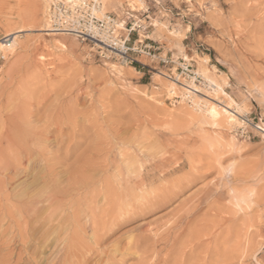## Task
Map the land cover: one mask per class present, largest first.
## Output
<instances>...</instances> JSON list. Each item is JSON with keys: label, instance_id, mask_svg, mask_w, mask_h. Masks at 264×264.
I'll list each match as a JSON object with an SVG mask.
<instances>
[{"label": "rangeland", "instance_id": "374dc122", "mask_svg": "<svg viewBox=\"0 0 264 264\" xmlns=\"http://www.w3.org/2000/svg\"><path fill=\"white\" fill-rule=\"evenodd\" d=\"M46 10V0H0V264H53L63 255L58 249L67 251L72 243L73 255L86 251L92 256L89 264H264V0H101L96 15L115 19L118 36L137 49L135 65L102 60L92 43L41 30ZM12 32L18 37L7 48L5 39ZM177 81L198 91L187 92ZM210 103L228 104L237 121L216 122L208 115ZM7 134L13 138V156ZM126 144L141 159L148 153L171 162L161 167L162 180L143 188L128 184L124 172L113 177L112 170L106 174L96 166L87 173L91 183L74 186L70 172L76 164H119ZM198 157L201 165L193 163L201 170L190 171V161ZM5 160L14 169L20 165L14 171L18 175L3 171ZM176 161L188 169L167 175ZM185 172L202 177L169 203L140 213L135 204L144 205L146 195L160 194L172 176ZM107 180L117 193L109 191ZM190 204L197 205V216L187 227L179 224L168 231L176 213L183 214ZM93 228L107 232L97 246ZM181 228L185 232L178 238ZM221 229L226 234L215 238ZM214 248H224L226 256L209 255ZM73 260L70 255L62 263Z\"/></svg>", "mask_w": 264, "mask_h": 264}, {"label": "bare ground", "instance_id": "6f19581e", "mask_svg": "<svg viewBox=\"0 0 264 264\" xmlns=\"http://www.w3.org/2000/svg\"><path fill=\"white\" fill-rule=\"evenodd\" d=\"M101 9V8H100ZM98 12V11H97ZM99 12H101V10H99ZM30 13V12H29ZM29 13H28V15H29ZM31 13H35V11L34 12H31ZM37 13V12H36ZM26 14V13H25ZM23 15V14H22ZM34 15V14H33ZM26 16V15H25ZM35 16V15H34ZM24 17V16H23ZM22 17V18H23ZM29 17H31V18H33V16H29ZM36 18V17H35ZM24 19V21L25 20H27L28 19V17H27V19H26V17L25 18H23ZM36 20H37V18H36ZM28 21V20H27ZM27 21L26 22H24V24L25 23H27ZM33 20H31V22H32ZM34 21H35V19H34ZM33 21V22H34ZM29 24H31V23H29ZM34 24H35V22H34ZM37 25V24H36ZM36 25H34V26H36ZM34 26H32L31 25V27L32 28H34ZM25 28H28V27H25ZM23 30V29H22ZM41 30H43V31H45V32H47L48 34H51V31H50V29L48 28V25L46 24V25H44V28H42ZM21 32V31H20ZM18 32H12V33H10L9 34V36H11V40H13V42H15L16 41V39H17V37H18V34H17ZM53 34V33H52ZM16 43V42H15ZM14 45V44H13ZM4 46V45H3ZM63 46V45H62ZM178 82V81H177ZM176 82V83H177ZM170 83V82H169ZM178 84H180L181 86H183L184 88H186V90H187V92H193V91H198L196 88H192L191 86H189L188 84H185V83H182V82H178ZM172 91V90H171ZM222 93V92H221ZM191 94V93H190ZM194 94V93H193ZM224 95V94H223ZM197 96V95H196ZM197 98V97H196ZM219 99V98H218ZM220 100V99H219ZM221 101V100H220ZM210 102V101H209ZM222 102V101H221ZM221 102L219 103V104H221ZM213 103H215V102H213ZM213 103H210L209 105H208V108H207V111H208V115H210L211 116V118L212 119H214L216 122H218V121H220V122H222L224 119L225 120H227L228 122H235V121H237V117L233 114L234 112H230L229 111V106H227V105H224L223 107H219V106H217V105H215V104H213ZM223 105V103L220 105V106H222ZM231 106V105H230ZM221 108H223L226 112H222L223 111V109H222V111H221ZM15 113V112H14ZM37 113V112H36ZM32 114V113H31ZM34 115H35V113H33ZM32 114V115H33ZM27 115V114H26ZM67 115V114H66ZM52 116V115H51ZM11 117V116H10ZM45 117V116H44ZM66 117H68V116H66ZM13 118V117H12ZM48 118V117H47ZM56 118V117H55ZM46 119V118H45ZM72 119V118H71ZM70 118H68V120H71ZM56 120V119H55ZM65 120V119H64ZM10 121V120H9ZM47 121V120H46ZM45 121V122H46ZM73 121V120H72ZM50 122V121H49ZM53 122H55V121H53ZM53 122H52V124H53ZM57 122H58V120L56 121V124H57ZM62 122V121H61ZM47 123V122H46ZM60 124V123H59ZM63 124V123H62ZM48 125V124H47ZM51 125V124H50ZM50 125H48V127L50 126ZM70 125H72V124H70ZM9 125H7V127H8ZM55 126H57V125H54V127ZM59 126V125H58ZM61 127H63V126H60V128ZM9 128V127H8ZM56 128V127H55ZM58 129V130H61V129ZM64 128V127H63ZM74 128V127H73ZM28 129V128H27ZM42 129V128H41ZM4 130V129H3ZM38 130L39 129H37L36 131L38 132ZM41 131V130H40ZM39 131V132H40ZM43 131V130H42ZM7 132V131H6ZM27 132H29V131H27ZM32 132V131H31ZM33 132H34V130H33ZM32 132V133H33ZM61 132V131H60ZM63 132V131H62ZM61 132V133H62ZM138 133H141V131H137ZM13 133V132H12ZM128 133V132H127ZM126 133V134H127ZM138 133H136L135 135L137 136V134ZM144 133H146L145 131H144ZM2 134V133H1ZM26 134V133H25ZM36 134V133H35ZM35 134H34V137H36L35 136ZM38 134H41V133H38ZM42 134H44V135H46L44 132L42 133ZM63 134V133H62ZM133 134V133H132ZM147 134V133H146ZM145 134V135H146ZM37 135V134H36ZM43 135V136H44ZM48 135V134H47ZM142 135H143V133H142ZM148 136H149V134H147ZM6 136V138H8L7 140H8V143L11 145V147L9 148V150H8V154L10 155V156H13V155H15L16 154V152H15V148H13L14 146H13V138H12V136L11 135H9V134H7V135H5ZM40 136L41 135H37V137H39L40 138ZM58 136V135H57ZM128 136V135H127ZM140 136H141V134H140ZM4 137V136H3ZM28 138H30L29 136H27ZM33 137V136H32ZM33 137V138H34ZM42 137V136H41ZM45 137V136H44ZM49 137V136H48ZM59 137H60V135H59ZM57 138V139H60V138ZM63 137L65 138V136H64V134H63ZM68 139H69V137L68 136H66ZM74 137V136H73ZM133 137V136H132ZM142 137H145V136H142ZM141 137V138H142ZM38 138V139H39ZM62 138V137H61ZM63 138V139H64ZM134 138V137H133ZM137 138V137H136ZM41 139V138H40ZM45 140H47L46 139V137L44 138ZM135 139V138H134ZM139 139V138H138ZM137 139V140H138ZM148 138L146 137V140H147ZM27 140V139H26ZM25 139H24V141H26ZM41 140H43V137H42V139ZM61 141H62V139H60ZM74 140H76V139H74ZM143 140L145 141V139L143 138ZM20 141V140H19ZM23 141V140H22ZM32 141V139L30 140V142ZM64 141V140H63ZM62 141V142H63ZM126 141H128V140H126ZM125 141V142H126ZM140 140H138V142H139ZM28 143H29V141H27ZM60 142V141H59ZM128 142H131V140H129ZM133 142H135V141H133ZM138 142H136V143H138ZM141 143H142V141H140ZM19 143V142H18ZM24 143V142H23ZM26 143V142H25ZM27 143V144H28ZM57 143H58V141H57ZM75 143H79V142H75ZM127 143V142H126ZM0 144H1V142H0ZM5 144H7V142L5 143ZM128 144V143H127ZM124 145L123 147H122V149H120V152H121V162L119 163V164H113V162L114 161H112V163L111 162H109V161H106V160H104V161H102L101 162V164H100V161H99V164H98V162L97 163H95V162H90V161H83L82 160V162L80 163H78V164H76L77 166H75V170H72V172H70L71 173V176H72V178H73V184H74V186L75 185H78V186H85V184H89V183H91L92 182V177H90V176H88L87 175V173L89 172V170H91V169H93L94 167H96L97 166V168L98 167H101V169L103 168L104 169V171H106V174H107V172L108 171H110V170H112V171H110L111 173H109V175L111 174V176H113V177H117V176H120L123 172H124V174L127 176V178H126V182H128V184L130 183L131 184V182H133L134 184H137V186H139V187H143L144 188V186H147V184H149V183H152L153 181H155V180H159V179H161V176H160V170H161V167L163 168V167H165V164L164 163H166V162H164V160L163 159H159V160H157L156 159V157H154L152 154H146L145 156H147V160L146 159H141L139 156H137L136 155V153L135 154H132V152H131V148L128 146V145ZM135 144V143H134ZM146 144V143H145ZM18 145V144H17ZM59 145V144H58ZM74 145H76V144H74ZM137 145H139V144H137ZM1 146V145H0ZM13 146V147H12ZM21 146V145H20ZM77 146H78V144H77ZM139 146H141V144L139 145ZM150 146V148H151V144L149 145ZM9 147V146H8ZM16 147V146H15ZM45 147V146H44ZM142 147V146H141ZM43 148V147H42ZM61 148V147H60ZM73 148H75V147H73ZM121 148V147H120ZM137 148H138V146H137ZM148 148V147H147ZM147 148H145V151H146V149ZM167 148V147H166ZM165 148V149H166ZM20 149V148H19ZM40 149H41V147H40ZM44 149V148H43ZM46 149H47V147H46ZM149 149V148H148ZM154 149V148H153ZM28 150V149H27ZM109 150V149H108ZM137 150V149H136ZM155 150V149H154ZM194 150V149H193ZM201 150V149H200ZM39 151H41V150H39ZM43 151V150H42ZM42 151L41 152H39V153H42ZM59 151V150H58ZM71 151V150H70ZM144 151V152H145ZM23 152V151H22ZM46 152V151H45ZM72 152V151H71ZM136 152H138V151H136ZM143 152V151H142ZM143 152V153H144ZM151 152V151H150ZM153 152H155L154 154H156V152L157 151H153L152 150V153ZM163 152V151H162ZM188 152V151H187ZM193 152V151H192ZM195 152V151H194ZM3 149L1 148L0 149V155H2L3 156ZM20 153V152H19ZM30 153H31V150H30ZM38 153V152H37ZM70 153V152H69ZM73 153V152H72ZM142 153V154H143ZM166 153V152H165ZM198 153V152H197ZM7 154V153H6ZM5 154V155H6ZM26 154H28V156H26ZM44 154V153H43ZM42 154V155H43ZM61 154V153H60ZM163 154V153H162ZM190 154H191V150H190ZM30 154H29V152H25V156L26 157H30L29 156ZM56 155V154H55ZM58 155H59V153H58ZM139 155V154H138ZM164 155H166V154H164ZM188 155H189V152H188ZM70 155L69 154H66L65 155V157H69ZM158 156V155H157ZM185 156V155H184ZM191 156V155H190ZM198 156H200V155H198ZM23 157V156H22ZM63 157V156H62ZM107 157H109L108 155H107ZM162 157V156H161ZM187 157V156H186ZM196 157H197V155H196ZM4 158V157H3ZM57 158H59V157H57ZM61 158V157H60ZM110 158V157H109ZM109 158H108V160H109ZM17 159V158H16ZM23 159V158H22ZM22 159H20V161H22V164H23V161L24 160H22ZM104 159V158H103ZM107 159V158H106ZM185 159V158H184ZM189 159V158H188ZM202 158L201 157H198L197 159H195V158H193L192 159V161H190V167H188L189 169H190V171H193V169H195V167H196V170H197V167H200V166H195L194 165V163H193V161L194 162H198L197 164H200L201 163V160ZM27 160H29V158L27 159ZM26 160V161H27ZM66 160V159H65ZM64 160V157H63V161H65ZM90 160V159H89ZM182 160V159H181ZM190 160V159H189ZM188 160V161H189ZM6 161V160H5ZM8 161V160H7ZM6 161V164H5V166L4 167H2V169H3V171L5 170V171H7L8 173V175L10 174V176L9 177H11V173L12 172H14V171H18L19 172V170L17 169V168H19L20 167V165L19 166H17V168H15V169H17V170H15L14 169V167L13 166H8L9 164H8V162ZM29 161H31V160H29ZM81 161V160H80ZM187 161V162H188ZM18 162V161H17ZM16 162V163H17ZM28 162V161H27ZM67 162V161H66ZM75 162V161H74ZM117 162V161H116ZM12 163V162H11ZM57 163H60V162H57ZM56 163V164H57ZM77 163V162H76ZM168 163H171V162H167L166 164H168ZM15 164V163H14ZM21 164V163H20ZM26 164V163H25ZM55 164V165H56ZM164 164V165H163ZM175 164H177V166H175V167H171L172 169H170L167 173H165V174H167V175H174V174H176L177 173V175H178V173L179 172H182V170H185V169H188V168H185V166H186V163L184 162V161H182V162H178V161H176L175 162ZM24 165V164H23ZM23 165H22V167H23ZM75 165V164H74ZM169 165V164H168ZM201 165V164H200ZM206 165V164H205ZM208 165V164H207ZM209 166H210V164H209ZM208 166V167H209ZM16 167V166H15ZM28 167V166H27ZM48 167V166H47ZM53 167V166H52ZM61 167V166H60ZM64 167V166H63ZM202 167H203V165H202ZM21 168V167H20ZM26 168V167H25ZM45 168H46V166H45ZM96 168V169H97ZM167 168V167H166ZM165 168V169H166ZM185 168V169H184ZM210 168V167H209ZM209 168H207V169H209ZM54 169V168H53ZM52 169V170H53ZM192 169V170H191ZM198 169H200V168H198ZM47 170H48V168H47ZM62 170V169H61ZM64 170V169H63ZM62 170V171H63ZM201 170V169H200ZM200 170H197V171H200ZM23 171V170H22ZM51 171V170H50ZM50 171H48V172H50ZM61 171V172H62ZM66 171V170H65ZM71 171V170H70ZM101 171V170H100ZM161 171H163V170H161ZM21 172V171H20ZM64 172V171H63ZM94 172V171H93ZM15 173V172H14ZM22 173V172H21ZM67 173H68V171H67ZM70 173H68V175L70 174ZM96 173H97V171H96ZM95 173V174H96ZM186 173V172H185ZM190 174H187L186 173V175H184V173H183V177H180L179 176V178H177V179H172V177L170 178L172 181H170L169 179H167L166 177V179L165 180H169L168 182H167V185L165 184H163L162 186H163V188H161V190H160V194H158L157 193V191H156V193L157 194H155V195H146L147 197H145V195L143 196V193H141L142 194V197L144 198L145 197V199H146V203L144 204V205H141V206H138V205H140L139 203H138V205L137 204H135L139 209H140V213H142V215H143V213H145V212H147V211H151V210H153L154 208H157L158 206H161V205H164V204H167V203H169L170 201H171V199H172V197H174V196H178V194L185 188V187H188L195 179H198V178H201L202 176L201 175H198L197 176V173H196V175L195 174H193V172H189ZM192 173V174H191ZM0 174H1V172H0ZM17 174V172L14 174V175H16ZM19 174V173H18ZM17 174V175H18ZM94 174V173H93ZM104 174H105V172H104ZM7 175V176H8ZM46 175H47V173H46ZM51 175H52V172H51ZM53 175H54V172H53ZM108 175V176H109ZM125 175H124V177H125ZM166 175V176H167ZM6 176V177H7ZM48 176V178H49V175H47ZM110 176V178H112ZM163 176H164V174H163ZM163 176H162V178H163ZM9 177H7V178H9ZM13 177H15V176H13ZM53 177V176H52ZM101 177H102V175H101ZM168 177V176H167ZM170 177V176H169ZM46 178V177H45ZM97 178V177H96ZM99 178V177H98ZM110 178L108 177V180L110 181ZM118 178H120V177H118ZM174 178V177H173ZM12 179H14V178H12ZM47 179V178H46ZM68 179H70V178H68ZM95 179V178H94ZM101 179V178H100ZM123 179V178H122ZM164 179V178H163ZM48 180V179H47ZM99 180V179H98ZM103 180V179H102ZM107 180V186H108V189H109V191H114V193L116 192H118V190L116 191V188H115V186H114V184H113V179L111 180L112 182H109ZM162 180V179H161ZM44 181H45V179H44ZM115 181V180H114ZM118 181H119V179H118ZM164 181V180H163ZM196 181V180H195ZM69 182H70V180H69ZM98 182V181H97ZM116 182V181H115ZM122 182V181H121ZM163 183H165V182H163ZM71 184V183H70ZM95 184V183H94ZM96 184H101V182L100 183H96ZM124 184H125V181H124ZM124 184H122V185H124ZM161 184H162V181H161ZM69 185V184H68ZM106 185H105V188H107L106 187ZM118 185H120L119 184V182H118ZM133 185V184H132ZM77 186V187H78ZM92 187V185L91 186H89V188H91ZM120 187H122V186H120ZM125 187V186H124ZM133 187H134V185H133ZM88 188V189H89ZM123 188V187H122ZM66 189H68V188H66ZM75 189V188H74ZM73 189V190H74ZM139 189V188H138ZM154 189V188H153ZM160 189V188H159ZM69 190V189H68ZM68 190H66V191H68ZM85 190H87V189H85ZM134 190V189H133ZM144 190V189H143ZM146 190H148L147 188H146ZM157 190V189H156ZM119 191H120V189H119ZM124 191V190H123ZM142 191V190H141ZM80 192V191H79ZM143 192H145V190L143 191ZM150 192H152V191H150ZM159 192V191H158ZM52 193H54V192H52ZM52 193H50V194H52ZM124 193V192H123ZM48 194V193H47ZM50 194H48L47 195V197H49V195ZM139 194V193H138ZM140 194V195H141ZM56 195H58V194H56ZM69 195V194H68ZM71 195H72V193H71ZM70 195V196H71ZM140 195H138V196H140ZM19 196V195H18ZM52 196V195H51ZM55 196V195H54ZM131 196H133L132 194H131ZM28 197V196H27ZM30 197V196H29ZM29 197H28V199H29ZM137 197V196H136ZM135 197V198H136ZM195 197V196H194ZM46 198V197H45ZM50 199H52L51 197H49ZM59 198V197H58ZM17 199V198H16ZM28 199H25V200H28ZM64 199H66V197L64 198ZM139 199V198H138ZM141 199L142 198H140V201H141ZM22 199H20V201H21ZM31 200V199H30ZM29 200V201H30ZM45 201H46V199H44ZM44 200H43V202H44ZM48 200V199H47ZM88 200V199H87ZM191 200H192V198H191ZM20 201H17V202H19L20 203ZM24 201V200H23ZM50 201V200H49ZM49 201H47L48 203H49ZM25 203H26V201H24ZM23 202V203H24ZM28 202V201H27ZM52 202V201H51ZM60 202V201H59ZM64 202V201H63ZM142 202V201H141ZM29 203V202H28ZM50 204V203H49ZM52 204V203H51ZM143 204V203H142ZM24 205V207L27 205H25V204H22V206ZM184 205V204H183ZM191 205V204H190ZM20 206V205H19ZM32 207V205H29V207ZM142 206H144L145 208H143ZM28 207V206H27ZM56 207H57V205H56ZM133 207V208H132ZM196 207H197V205H191V206H189V207H187V208H182V209H184V213L183 214H178V212L176 213V219H174V217H173V219L174 220H171V222L170 221H168L167 220V222H170V224L172 223V225H171V227H169V229H168V231H171V229H173L174 227H176L177 225H183V224H185V226L187 227V225L188 224H190V222L197 216V214H198V210L196 209ZM26 208V207H25ZM131 208H132V210H136L135 209V206L134 205H132L131 206ZM137 208V210L139 211V209ZM39 209V208H38ZM55 209V208H54ZM129 209V208H128ZM130 210V209H129ZM129 210H127V211H129ZM131 210V211H132ZM27 211V210H26ZM36 211V210H35ZM126 210H125V212H127ZM20 212V211H19ZM30 212V211H29ZM136 212V211H135ZM27 213H28V211H27ZM120 213V212H119ZM128 213V212H127ZM126 213V214H127ZM130 213V212H129ZM24 214V213H23ZM36 214V213H35ZM38 214V213H37ZM51 214V213H50ZM53 214V213H52ZM78 214V213H77ZM122 214V213H121ZM123 214H125V213H123ZM31 215V214H30ZM73 215H75L74 213L72 214V216ZM79 215V214H78ZM115 216H117L116 214H114ZM38 216V215H37ZM113 216V215H112ZM115 216H113V217H115ZM123 216V215H122ZM125 216V215H124ZM175 216V215H174ZM36 217V216H35ZM75 218L77 219V218H79V217H76L75 216ZM116 218V217H115ZM168 218V217H167ZM123 219V218H122ZM121 219V220H122ZM217 219H218V217H217ZM48 220V219H47ZM73 220H74V218H73ZM114 221H115V219H114ZM113 221V222H114ZM158 221V220H157ZM230 221V220H229ZM232 221V220H231ZM234 221V220H233ZM25 222V221H24ZM49 222V221H48ZM91 222H93V221H91ZM105 222V221H104ZM111 222H112V220H111ZM115 222H119V220H118V218H117V221H115ZM110 223V222H109ZM108 223V224H109ZM155 223V222H154ZM159 223V222H158ZM157 223V224H158ZM212 223V222H211ZM235 223V222H234ZM94 223H92V225H93ZM112 224V223H111ZM114 224V223H113ZM213 224V223H212ZM216 224V223H215ZM214 224V225H215ZM228 224V223H227ZM77 225V224H76ZM80 225V224H79ZM85 225V224H84ZM118 224L116 223V226H117ZM167 225V224H166ZM168 225H169V223H168ZM229 225V224H228ZM233 225V224H232ZM57 226V225H56ZM86 226V225H85ZM95 226V225H94ZM93 226V227H94ZM106 226H107V224H106ZM206 226H208V225H206ZM218 226V225H217ZM61 228H62V225L60 226ZM84 227V226H83ZM96 228H98L97 227V225L95 226ZM101 227H102V225H101ZM114 227V226H113ZM112 227V228H113ZM61 228H60V231H62V230H65L64 228H62V230H61ZM91 228V227H90ZM107 228H108V226H107ZM109 228H111V227H109ZM177 228H178V226H177ZM202 228V227H201ZM200 228V232L202 231V229ZM28 229V228H27ZM57 229V228H56ZM99 229V228H98ZM192 229V228H191ZM207 229H209V226L207 227ZM211 229V228H210ZM214 229V228H213ZM66 230H68V229H66ZM73 230H77V232H79V231H81V228H78V229H73ZM73 230H72V232H73ZM108 230V229H107ZM185 230V228H181V230H180V232H179V236H178V238H181V236L184 234V231ZM189 230V229H188ZM26 231V230H25ZM52 231H54V230H52ZM87 231V230H86ZM109 231V230H108ZM163 231V230H162ZM204 231V230H203ZM226 231H227V229H221L220 231H217V233L215 234L216 236H215V238H219V236H222V235H224V233L226 234ZM150 232H152V231H150ZM159 232V231H158ZM27 233V232H26ZM92 233H94L93 235H94V243H95V245L96 244H98V242L101 240V238H103V235L105 236L106 235V231H104L103 233H100V230H96V229H94L93 228V232ZM140 233H141V231H140ZM193 233V232H192ZM203 233V232H202ZM201 233V234H202ZM231 233V232H230ZM58 234H59V232H58ZM74 234V233H73ZM151 234V233H150ZM150 234H149V236H150ZM158 234V233H157ZM200 234V235H201ZM207 234V233H206ZM232 234V233H231ZM238 234V233H237ZM248 234V233H247ZM67 235V234H66ZM65 235V236H66ZM145 235V234H144ZM147 235V234H146ZM145 235V236H146ZM153 235V234H152ZM171 235V234H170ZM209 235H210V233H209ZM214 235V234H213ZM212 235V236H213ZM233 235H235V234H233ZM246 234H244V237L246 238L247 236H245ZM192 236V235H191ZM197 236V235H196ZM202 236V235H201ZM200 236V237H201ZM204 236V235H203ZM229 236V235H228ZM28 237V236H27ZM144 237V236H143ZM156 237V236H155ZM209 237V236H208ZM214 237V236H213ZM234 237V236H233ZM239 237V236H238ZM61 238V237H60ZM67 238V237H66ZM170 238V237H169ZM202 238V237H201ZM235 238V237H234ZM198 239V238H197ZM223 239H225V238H223ZM236 239H238V238H236ZM240 239V238H239ZM25 240V239H24ZM24 240H23V242H24ZM78 240V239H77ZM90 240H92L91 238H90ZM193 240V239H192ZM217 240H219V239H216V241ZM228 240H229V238H228ZM26 241V240H25ZM141 241V240H140ZM215 241V240H214ZM220 241V240H219ZM227 241V240H226ZM230 241V240H229ZM232 242L234 241V240H231ZM230 241V242H231ZM240 241H242V240H240ZM248 241V240H247ZM247 241H245V244H246V242ZM22 242V243H23ZM57 242V241H56ZM64 242H65V240H64ZM63 242V243H64ZM76 242H78V241H76ZM142 242H143V240H142ZM198 242V241H197ZM222 242V241H221ZM230 242H229V244H230ZM236 242V241H235ZM249 242V241H248ZM261 242V241H260ZM8 243H10V242H8ZM12 243V242H11ZM169 243V242H168ZM191 243V242H190ZM213 243V242H212ZM223 243H225V241L223 242ZM41 244V243H40ZM46 244V243H45ZM57 245H59L58 244V242L56 243ZM66 244V243H65ZM64 244V245H65ZM244 244V245H245ZM248 244V243H247ZM24 245V244H23ZM31 245V244H30ZM77 245V244H76ZM75 245V248L77 247ZM134 245H135V243H134ZM149 245V244H148ZM217 245V244H216ZM223 245V244H222ZM226 245V244H225ZM231 245V244H230ZM237 245V244H236ZM242 245H243V243H242ZM259 245V244H258ZM257 245V246H258ZM29 246V245H28ZM40 246V245H39ZM45 246V245H44ZM61 246V245H60ZM80 247L81 246H83L82 245V243L79 245ZM97 246V245H96ZM139 246H141L140 244H136V247L137 248H139ZM215 246V245H214ZM224 246V245H223ZM235 246V245H234ZM234 246H233V249H234ZM238 246V245H237ZM246 246V245H245ZM250 246V245H249ZM23 247V246H22ZM24 247H26V246H24ZM41 247V246H40ZM48 247V246H47ZM67 247H69V246H67ZM73 243H72V245H70V247L67 249V251H66V249L64 248V247H62L61 249H58V252L57 253H59L60 254V252H63V255H59V256H56L57 258H56V261H53L52 260V262H54L53 264H63L62 263V261L63 260H65L66 261V259H67V256L69 257L70 255H72V256H75V258H76V260H75V262H74V260H73V263H70V264H89V262H90V260L92 259V256H90L89 254V256L88 255H86L85 253H86V251H85V253L84 254H81V255H79V256H77V255H73L74 253V251L76 250V249H74V251H72L73 250ZM80 247H79V249H80ZM150 247V246H149ZM190 247V246H189ZM232 247V246H231ZM241 247V246H240ZM259 247V246H258ZM53 248V247H52ZM55 248V247H54ZM56 248H57V246H56ZM83 248V247H82ZM225 248V247H224ZM224 248H222V249H224ZM237 248H239V247H237ZM237 248H235V250H238ZM243 248V247H242ZM245 248H247V246L245 247ZM28 249V248H27ZM42 249H44V248H42ZM51 249V248H50ZM77 249H78V247H77ZM78 249V250H79ZM141 249V248H140ZM146 249H147V247H146ZM187 249V248H186ZM212 249V248H211ZM215 249V248H214ZM222 249H219V248H216L213 252H208V254L210 255V253H212V255L213 256H216L217 258H219V256H226L225 254H226V252H227V250H228V247H227V250H222ZM226 249V248H225ZM231 249V248H230ZM257 249V248H256ZM82 250V249H81ZM90 250V249H89ZM202 250V249H201ZM239 250H242V249H239ZM245 250V249H244ZM65 251V252H64ZM88 251V250H87ZM192 251V250H191ZM194 251V250H193ZM254 251V250H253ZM260 251V250H259ZM71 252V253H70ZM90 252V251H89ZM198 252V251H197ZM243 252V251H242ZM24 253V252H23ZM80 253V252H79ZM88 253V252H87ZM96 253V252H95ZM186 253V252H185ZM188 253V252H187ZM186 253V254H187ZM189 253H192V252H189ZM233 253H234V251H233ZM237 253H239V251L237 252ZM241 253V252H240ZM252 253V252H251ZM70 254V255H69ZM78 254V253H77ZM185 254V255H186ZM198 254V253H197ZM246 254V253H245ZM44 255V254H43ZM48 255V254H47ZM46 255V256H47ZM93 255V254H92ZM228 255V254H227ZM239 255H241V254H239ZM244 255V254H243ZM63 256V257H62ZM182 256V255H181ZM249 256H252V255H249ZM21 257V256H20ZM240 257V256H239ZM248 257V256H247ZM19 258V257H18ZM46 258V257H45ZM95 258V257H94ZM188 258H191V257H189L188 256ZM188 258H187V260H188ZM51 259V258H50ZM54 259V258H53ZM155 259V258H154ZM181 259H182V257H181ZM214 259H215V257H214ZM213 259V260H214ZM32 260V259H31ZM101 260V259H100ZM100 260H98V262L100 261ZM183 260V259H182ZM184 260H185V258H184ZM219 260V259H218ZM23 261V260H22ZM110 261V260H109ZM212 261V260H211ZM19 262V261H18ZM32 262H33V260H32ZM44 262V261H43ZM97 262V261H96ZM103 262V261H102ZM117 262V261H116ZM115 262V263H116ZM42 263V262H41ZM67 263H69V260H68V262ZM120 263V262H119ZM143 263H145V262H143ZM169 263V262H168ZM184 263V262H183ZM186 263V262H185ZM226 263V262H225ZM18 264V263H17ZM20 264V263H19ZM35 264V263H34ZM42 264H44V263H42ZM66 264V263H65ZM96 264V263H95ZM109 264H110V262H109ZM187 264H189V263H187ZM204 264V263H203ZM227 264H232V263H227Z\"/></svg>", "mask_w": 264, "mask_h": 264}, {"label": "built area", "instance_id": "2783aa9c", "mask_svg": "<svg viewBox=\"0 0 264 264\" xmlns=\"http://www.w3.org/2000/svg\"><path fill=\"white\" fill-rule=\"evenodd\" d=\"M48 28L55 34L72 35L97 47L102 60L115 59L122 65L139 63L134 57L137 49L127 45L116 33V21L110 15L99 17L101 0H46ZM5 47H12L13 40L6 38Z\"/></svg>", "mask_w": 264, "mask_h": 264}]
</instances>
